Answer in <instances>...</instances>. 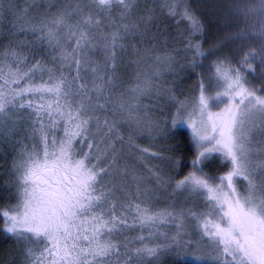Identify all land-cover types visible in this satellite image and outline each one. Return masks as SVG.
Here are the masks:
<instances>
[{
    "label": "snow or ice",
    "instance_id": "6c2138e0",
    "mask_svg": "<svg viewBox=\"0 0 264 264\" xmlns=\"http://www.w3.org/2000/svg\"><path fill=\"white\" fill-rule=\"evenodd\" d=\"M252 2L260 8L250 14L264 15V0ZM40 7L38 0H0V16L7 10L14 17L12 35L24 36L10 41L6 72L0 64V133L6 138L21 131L19 123L32 142H16L17 203L0 209V231L15 239L24 264H163L165 257L180 258L177 249L190 228L207 238L197 260L210 255L215 264H264V162L255 163L256 146L264 145V85L246 86L243 74L257 71L258 60L264 79V26L255 32L259 49L243 55L237 68L216 61L222 91L210 98L202 84L193 112L169 96L172 114L159 103L163 88L149 96L150 106L140 101L150 85L149 78L140 84L141 68L162 39L180 41L155 57L169 70L173 53L191 63L205 57L197 42L203 26L187 0H58L43 12ZM165 9L168 17L187 21L188 31L169 36L162 28ZM130 68L137 83L125 90ZM210 99L223 107L213 110ZM125 125L132 134H122ZM185 127L190 171L174 179L159 165L182 169L183 152L172 141L184 138ZM136 135L146 136L148 145L136 143ZM216 156L228 169L219 177L204 170ZM239 181L245 182L243 192ZM158 193L171 201L167 208L154 210ZM169 225L176 232L171 238ZM132 229H147L148 236H137L134 246Z\"/></svg>",
    "mask_w": 264,
    "mask_h": 264
},
{
    "label": "rangeland",
    "instance_id": "374dc122",
    "mask_svg": "<svg viewBox=\"0 0 264 264\" xmlns=\"http://www.w3.org/2000/svg\"><path fill=\"white\" fill-rule=\"evenodd\" d=\"M3 2L6 4V0H4ZM170 2H175V0H170ZM187 2H188V0H187ZM206 2H207V0H206ZM211 2H214V1H210V3ZM238 2H240L241 4H238L236 2L232 3L231 0H217L216 3L214 4V7H215L214 16L218 19L217 22L220 23V25H219V26H221L220 28L226 29V30L228 29V31L234 30L235 33L232 34L231 36H228V38L224 39V42H225L224 46L227 45L225 48L228 50V51L225 50L224 55H222L218 52L219 49L217 46L210 47L207 49V51L209 49L215 48L216 49L215 54L212 56L213 60L216 59L219 55H220L218 57L219 60H222V58H224V56L230 57L233 59L234 64L237 63V65L239 66L240 62L243 58V55L247 54L250 51L256 52L259 49L260 37L255 35V32L260 27L264 26V16L263 15L253 16L250 14L251 9L260 8V5L258 3H254V2H252V0H238ZM188 4H189V2H188ZM252 5H254L255 7H253ZM243 13H245V15ZM195 15L197 17V14H195ZM223 18L225 19L224 21L222 20ZM164 27L167 28L169 36H175V33L178 30L180 32H187L189 29V25H188L187 21H181V20H179L178 17H168L166 15V9H165L164 23L162 25V28H164ZM226 30L224 32L225 34H226ZM242 33L244 34L243 38L241 37ZM197 36H198V34H197ZM203 38H204V35H203ZM214 38H217V36ZM229 38H232L231 41ZM201 41L204 42L202 39H201ZM170 42L173 44H180V41H178L177 39H168L166 44L163 42V39H162L161 43L157 46L156 51L149 54V58L146 60V68L141 69V71H146V72L149 71L151 73H144V77L141 78V80H140V84L143 85L144 78L150 79V85L148 86V89H147L148 95H141L139 97L140 101L144 105L150 106L149 105V96H155L157 94L158 90H160L161 88H163L165 90V94L161 95L160 100H159L160 104H162L163 102L165 103L164 108H163V111H165V112L167 111L168 106L171 104L168 101V97L173 96L171 93H174L175 88L178 87V85H176V84L178 81H180L182 79L181 77L183 75V73H175L176 70L174 67L172 68V70H169L163 62H161L159 64H157V62H156L155 57L157 55L164 56V54L166 53L165 51L167 50V45ZM207 42L210 43L209 41H207ZM211 43H215V41L214 42L211 41ZM150 47H151V45H150ZM241 49H243V52L241 51ZM93 59H100V56L96 55L93 57ZM3 60L7 64L12 63L11 59L6 58L4 55H3ZM255 64L257 67V71L252 72V73H246L247 70L245 69V73H243V74L246 75V79L249 81V84L246 86H254L257 89H260L262 87V85H264V79L261 78L259 71H258V67H259L258 60L255 61ZM183 65H185V64H181V66H183ZM134 72H135V70H134ZM155 72H159V73H155ZM216 76H217V74H216ZM215 79H214L213 73H208V75H206V77H205V81H204L205 95L210 97V98L214 97L217 91L223 90V82H222V84L219 82L217 83V80H215ZM136 83H137L136 72L125 74L124 84H123V88L125 90H127L128 88H131V87H135ZM202 84H203V79L201 80V85ZM200 94H201V88H199L198 94H196L195 99L187 101L186 107H187L188 112H193V110L198 107V99H199ZM128 99L130 102L134 103L131 95H129ZM223 99H226V98H223ZM152 103L154 104L155 101L153 100ZM209 103H210V106L213 108V110H216V111H218L221 107H223V103L221 101H218V100L210 99ZM198 116H199V113L197 112V114L193 118L198 119ZM185 118H187V113L185 114ZM13 120L18 121V118L13 117ZM17 126L21 127L22 130L18 131V132L13 130L12 134L10 136H7L6 138L4 137V134L0 133V144L4 145L7 142H9L10 144L13 145L12 149L19 153L20 149H21V145L17 144L16 143L17 141H22L23 144H26L29 147H31L32 142L28 139H25V137L29 135V131L26 128H24L23 125H20L19 123L17 124ZM183 129H185L188 132V134L190 135V129H187L186 127ZM122 134H124L125 136L130 135V134H132V129L129 128L127 125H125L122 128ZM135 140H136V143H139L141 146H147L148 145V139L146 136L136 135ZM16 146H17V148H16ZM256 151L259 154L255 157V163L260 164V163L264 162V145L256 146ZM16 156H18V154ZM216 158L217 159L213 158L211 161H213L215 163L219 162L220 165H222L226 168V166L220 162L219 157L217 156ZM129 163L134 165L139 171H141V172L144 171V167L141 165V162L133 159L132 157H129ZM148 166H151V165H148ZM207 166H209L208 169L206 167H205V169H207L208 173L209 174L214 173V170H213L214 165L209 164ZM159 167L164 168L168 176L171 175L170 171L167 170L168 168L167 167L165 168V166H163V164H160ZM227 170H226V172H227ZM259 171L260 170L257 169V174H259ZM66 175L70 178V180L72 182L73 178H72L71 174L67 173ZM244 183L245 182H243V181H239V184L241 186L240 190L242 192L244 191ZM6 185L9 186V187H7V189L11 193L10 198L8 199V205H9L8 208L14 207L17 203L16 202L17 201V199H16L17 198L16 197L17 189L15 187V178H13V176H12L11 182L9 184L7 183ZM134 195H135V188L133 186L128 198L131 199L134 197ZM165 197H166V193H158V199L153 200L154 210H161V209L167 208L169 206V203H171V201L167 200ZM182 203H183V201L178 202L177 207H179ZM197 203L202 204L201 201H197ZM129 220H131V217H129ZM166 231L168 232L169 238L176 235L175 229L171 225H169L167 227ZM141 234H143L147 237L148 236V230L145 229L141 232L138 229H132L129 231V238L132 240V243L134 246L138 245L140 243L136 239V237L141 235ZM182 236H183V241H184L183 247L180 249H177V251L180 252V258H176L175 256L165 257L163 264H168L169 262L172 263L178 259L188 261L191 264H215L213 258L210 255L205 256V258L203 260L195 259L196 255H197L198 247L203 246L201 248V251L207 250V248H206L207 238H201L199 233L196 230L191 229V228L188 230V234L186 236H184L183 234H182ZM151 239H155V237H151ZM177 239L180 240V237H177ZM188 241H190V243Z\"/></svg>",
    "mask_w": 264,
    "mask_h": 264
},
{
    "label": "trees",
    "instance_id": "16d2710c",
    "mask_svg": "<svg viewBox=\"0 0 264 264\" xmlns=\"http://www.w3.org/2000/svg\"><path fill=\"white\" fill-rule=\"evenodd\" d=\"M4 1V0H3ZM210 1H214L211 2ZM217 0H188L189 6L191 7L193 13L197 14V18L200 21V23L203 26V32L198 34L197 42L201 43L202 48L205 51V57L204 58H197L195 63H191L186 57L183 55H175V65L174 68L176 70L175 73H183L182 79L177 82L176 85L178 87L175 88L174 93H171L173 96L176 97L178 101H181L185 104H187L188 100L195 99L196 94H198L199 86H201V80L203 79V85L205 81L206 75L208 73L214 74V79L217 80V83L222 84V80L218 78V75L216 76L215 72V66L216 61L219 60L218 56L216 59H212L213 55H208L207 49L210 47L217 46L218 52L222 55H224L225 50H227L224 46V39L228 38V36H231L234 34L233 31H228V29H222L220 23H218V19L214 16L215 14V7L214 4ZM231 0L232 3H238V0ZM38 2L41 4V7L39 8L40 12H43L45 8L48 7L49 3H52L53 6L58 2V0H38ZM230 2V1H229ZM17 3L22 5L23 0H17ZM7 4V0H6ZM213 4V5H212ZM255 7L254 5H252ZM113 15L118 19V11L114 8ZM264 16V15H263ZM13 15L12 13L8 12L7 10L4 12L2 16H0V64H3L5 66V72L7 71L6 65L7 63L3 60V55L5 52L8 51L10 41L14 40H20L24 39L23 35L13 36L11 33L12 29V22H13ZM225 20L224 18L222 19ZM221 21V20H220ZM226 30V34L224 33ZM204 35V38H203ZM217 38H214L216 37ZM201 39L204 41L202 42ZM209 41L210 43H208ZM215 41V43H211ZM14 46V45H13ZM179 46V44H173L169 43L167 45V50L165 52H172L173 48ZM228 51V50H227ZM221 55V56H222ZM221 61L227 62L232 68H237V63L234 64V61L230 57L222 58ZM181 64H185L181 66ZM142 68H146V62L144 65H142ZM141 68V69H142ZM143 73H151L142 71ZM126 73H135L133 68L127 69ZM159 73V72H155ZM202 73V74H201ZM205 75H204V74ZM247 73V72H246ZM165 104L164 102L162 103ZM165 112V111H164ZM165 113H175V108L170 104L167 108V111ZM181 131L184 132V138L181 140H173L172 143L179 145V150L183 152L182 157V163L183 167L180 170H174L172 168L167 167L165 164V168L167 167L171 173V177L174 179H180L184 175L190 171L188 161L191 159L192 151H191V145L187 143L188 138L190 135L185 129H181ZM13 145L7 142L6 144L2 145L0 144V209H8V199L10 198L11 193L8 191V189L5 187V185L11 182V178H16L18 174H14L13 170V162L17 161V154L18 152L14 151L12 149ZM17 148V146H16ZM217 157V156H216ZM214 157V159H217ZM18 162V161H17ZM214 163V164H213ZM214 165V173L209 174L207 169L209 166H206L207 169H204L205 172H207L209 175L213 177H219L220 175L224 174L227 170V167L220 165L219 162L215 163L213 161L209 162L208 165ZM14 180V179H13ZM17 199V198H16ZM17 202V201H16ZM4 224L3 220L0 219V229H3ZM38 254V253H37ZM170 263V262H169ZM168 263V264H169ZM0 264H24V257L21 254L20 246L16 243L14 238H10L7 236L3 231H0ZM170 264H191L188 261L184 260H176L175 262H172Z\"/></svg>",
    "mask_w": 264,
    "mask_h": 264
},
{
    "label": "flooded vegetation",
    "instance_id": "af4514ba",
    "mask_svg": "<svg viewBox=\"0 0 264 264\" xmlns=\"http://www.w3.org/2000/svg\"><path fill=\"white\" fill-rule=\"evenodd\" d=\"M66 175V174H65ZM66 177H67V181L68 182H71V180H70V178L66 175Z\"/></svg>",
    "mask_w": 264,
    "mask_h": 264
}]
</instances>
